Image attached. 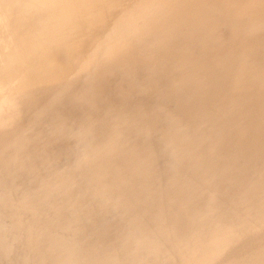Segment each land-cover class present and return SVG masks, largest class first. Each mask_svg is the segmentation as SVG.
<instances>
[{
	"label": "rangeland",
	"instance_id": "obj_1",
	"mask_svg": "<svg viewBox=\"0 0 264 264\" xmlns=\"http://www.w3.org/2000/svg\"><path fill=\"white\" fill-rule=\"evenodd\" d=\"M169 1L171 4L168 0H112L109 7H112L113 13L111 14L109 10L106 13L104 11L102 15L100 11L93 12L80 39L83 43L97 44L96 48H98V51L93 52L96 60L98 58L95 65L87 67L80 61L81 66H79L81 79L90 74L87 77H90L89 82L92 87L102 90L101 100L95 102L90 108L96 112L100 109L101 112L106 111L104 115L110 114L114 109V112L122 113L118 121L110 120L111 123L110 121L107 123V120L103 123L105 127L116 128L113 133L109 131L110 134L106 136L111 138L110 141L120 136L119 129L126 136L125 141L110 155L103 154L100 150L101 146L98 145H92L86 153H83L85 161H88L92 169L89 170L90 179L87 184L89 193L84 200L76 204H87L90 210L88 220L90 224L102 217L106 218L108 214L110 217L114 216V219L107 225H103L100 231L82 234V229L79 228L82 220L78 217L82 209L67 206L65 203L58 205L57 199L54 200L58 190L47 189L44 184L37 187L46 179L56 183L57 177L51 178L53 175H66L79 169L81 151L77 146L71 151L72 155L68 159L61 157L59 161L61 165L58 163L50 170L45 169L44 164L38 160L39 151L35 144L23 151L17 148L12 149L8 157V174L4 182L0 180V214L5 217V221L0 224H9L12 227L10 229L8 227L9 231L4 230L8 235L0 240V264H22L26 258L34 260L36 254L31 248L36 246L46 253L45 264L114 262L106 261L100 254V249L115 251L109 254L113 260L116 253L119 256L124 255L125 259L118 261L126 262H118L120 264H140L142 259L138 260L135 256L128 257L133 253L136 255L138 252H143L144 249H151L154 252L155 248H150L149 245L153 237L159 239L158 228H163L162 216L179 209L181 205H178L180 201H173L171 193L167 190L165 181L170 173L164 172L166 167L164 169L162 167L167 166L165 163L167 160L163 161L162 156L158 159L157 154L156 159L149 163H143L141 160L139 143L142 141L137 138L142 132V127L147 128L146 125L150 123L151 127L155 128L154 132L150 133V137L173 139L171 145L173 144L174 150L184 162L183 176L186 179L184 182L187 181L182 185L184 193L191 192L194 198L197 194L199 199L195 200L202 201L204 205L207 203L214 206L217 197L223 196L226 192L227 180L233 179L237 195L254 198V202L250 201L235 220L227 223L235 230L227 236L229 239L243 237L239 236L241 233L238 232L242 228L246 229L245 233L264 235V178H262L264 174V86L261 87L262 84L264 85L262 76L264 75V40L260 35L261 27L264 34V0H194V3L191 2L193 0ZM189 1L190 5L187 3ZM223 1L227 4L226 9L218 8ZM172 3L176 5L173 8H171ZM182 6L186 9L201 8L205 15V18L203 16L197 20L201 23V26L199 25L201 30L197 29L198 24L190 25L192 22L189 21L195 16L190 15L188 11L185 12ZM123 19H130L126 23L127 26L121 23L123 27L121 26L120 29L113 27L114 22H121ZM213 20L215 25L217 24L216 27ZM205 21L209 23V26H205L208 23L204 25ZM210 28L214 30L212 29L209 34L204 33ZM122 29L124 32L121 31ZM111 31L114 33L112 34ZM257 32L261 38L258 36L255 39ZM202 34L205 37L203 41L200 40ZM210 34L213 35L210 37ZM251 35L254 37L252 38ZM194 39L195 41H191ZM179 47H183L186 54L178 56ZM258 48H260L259 51L256 50ZM48 49L52 50L53 46L49 45ZM129 49L131 53L127 51ZM245 49V53L241 52ZM79 50L84 52L86 48L83 46L74 50L70 48L65 53L72 55ZM231 52L232 55H230ZM233 52L243 53L244 57L240 56L241 60L240 57L238 60L235 58L238 54L236 56ZM228 57L235 58L236 63L224 69L222 65ZM197 59L202 62L197 77L203 83V94L193 92V82L183 84L184 88L174 83L180 80L183 71L193 67ZM261 60H263V66L256 71L254 66ZM66 73L69 74L64 75L67 76L65 77L67 80L63 79V85L59 86L52 95L59 101L54 111L58 115L72 116L71 118L74 117V120L78 121L80 120L78 116L84 112V106L81 110L78 109L79 111H62L60 106V103H63L62 98L66 100L62 96L64 89L69 91L72 88L66 93L76 92L75 89L80 80L75 74L73 77L70 72ZM220 73L223 75L218 78ZM216 79H218L217 82H214ZM101 86L104 87L101 88ZM163 91L165 92L163 97L165 95L166 97L159 100L158 94ZM188 99V102H194L191 103L192 106L188 104L192 112L191 119L183 125H178L175 120L177 114L180 116L182 112L180 110L176 112L174 108L178 106L179 101L184 103L187 102L184 100ZM195 115L199 116L198 121L194 119ZM27 117L22 120H26ZM132 121L134 122L131 123ZM184 125H187V129L181 132L180 129ZM213 142L217 143L218 149L213 152L209 160L207 154L201 155V151H205ZM197 155H200L202 162L193 158ZM71 163H75V166L68 170L67 166ZM102 174H105L108 181L104 187L101 179L93 177ZM158 178L161 181L163 178L164 184L163 181L158 182ZM232 202H224L221 208L230 207L228 203ZM41 206L42 208H39ZM44 206L51 210L49 212L51 214L47 211L41 215H32L36 210L45 209ZM186 206L187 203L183 207L190 210ZM54 211L56 213H53ZM194 211L196 214L199 213L196 208ZM204 217H206L205 213L198 221L188 224L184 228L185 231L183 230L186 234L192 228L195 230L200 228V231L195 232L194 237L200 235L204 242L201 248L215 241L217 235L205 234L204 229H207V223L203 220ZM251 221L255 222L256 226L249 224ZM125 224H130L131 230L121 239V244L117 245L116 241L114 242L117 239L115 237L117 228ZM213 224L217 227L224 226L221 220H216ZM42 231L63 233V236L60 239H54L50 234H42ZM11 233L14 235L13 238ZM104 233L106 235L102 243L103 248H99L97 239ZM14 238H18L17 241H13ZM255 244L257 243L251 242L250 246ZM5 251L13 252V261H7L4 258ZM160 251L156 249V252ZM213 252L211 249V253ZM245 252L239 253L244 254L242 259L248 258L249 252ZM162 253L158 255L160 264L166 261L165 258L163 262H160L162 256L166 254ZM98 257L99 261H96ZM256 264H258L257 261Z\"/></svg>",
	"mask_w": 264,
	"mask_h": 264
},
{
	"label": "bare ground",
	"instance_id": "obj_2",
	"mask_svg": "<svg viewBox=\"0 0 264 264\" xmlns=\"http://www.w3.org/2000/svg\"><path fill=\"white\" fill-rule=\"evenodd\" d=\"M110 1L112 0H0V180L4 182L5 176H7L8 174V157L9 152H11L12 149L17 148L18 150L23 151L29 147H32V144H35L36 149L39 151L38 160L44 164L45 169L50 170L59 163L61 157L68 159L72 155L70 154L71 151H73L74 147L77 146L81 151L79 169L66 175H53V177L51 178L57 177L56 183L50 181L49 179H46L41 184L37 185V187H40L42 186V184H44L45 186H47V189L58 190V193L54 198V200L57 199V202L59 203L58 205L65 203L67 206H76L82 209L78 216L82 220L81 223H79V228L82 229V234H86L90 231L92 233L100 231L102 230L101 227L103 225H107L110 221L114 219V216L110 217V214H108L106 218L102 217L98 219L97 222L90 224L88 223V220L90 219V210L88 209L87 204H76L80 200H84L89 193V188L87 187V184L90 179L89 170L92 169L91 167H89L88 161H85V156H83V153H86L92 145H98L101 146L100 150L103 154L110 155L117 146L119 147L125 141L124 138L126 136L123 131L119 129L120 136L117 139L110 141L111 138L106 137L110 134L109 131L113 133L116 128L114 126L105 127L106 125L103 122L107 120V123H109L110 120L112 122L118 121L119 118L122 116V113L118 114L117 112H114V109L112 112L109 111L110 114L106 113L107 115H104L106 111L101 112V109L99 111L97 110L98 112H96L95 110H91L92 108H90V106H92L95 102L97 103L99 100H101L102 90L99 88L92 87V84L89 82L90 77H87V75L90 74H85L87 78L85 77L86 79L83 78V80L81 79L82 75L80 76L79 74V66H81L80 61L83 62V65H86L87 67H89L90 65H95L96 61H98V58L96 60V56L93 55V52L98 51V48H96L97 44L93 45L92 43H83L80 40L83 36V29L86 27L87 23L90 22L89 16L93 12L100 11V15H102L104 11L106 13L109 10L111 14L113 13V11L111 10L112 7H109ZM168 2L169 4H171V1L168 0ZM191 2L194 3V0ZM183 3L186 2L183 1ZM187 3L189 4L190 1ZM174 6L176 5L172 3L171 8H173ZM226 7L227 4H225V1H223V3H220L218 6V8L220 9H226ZM218 8L216 9L220 10ZM183 10L185 12L188 11L190 15L195 16L192 18V20L189 21L192 22L190 25L198 24L197 29L201 30L199 28L201 26V23L197 21L199 20V17L204 16L203 18H205L204 12H202L201 8H183ZM226 11L227 10H225V12ZM136 14L138 15V13ZM209 18L212 17L210 16ZM117 19L119 18L117 17ZM241 19L242 18H240V20ZM214 20L213 23L216 27L217 24L215 25ZM243 20H245V18ZM129 21L130 19H123V21L121 22H114L113 27H116V29H120L122 26L121 23L126 25V23ZM206 21L208 20L206 19ZM206 21L204 22V25L205 23H208ZM247 21L249 23L248 19ZM213 23L210 24L212 25ZM248 23L246 22L245 24L247 25ZM205 26H209V23ZM212 29L214 30V28H210L204 33L209 34ZM121 31L124 32L123 29ZM261 31L262 33L260 35L264 40L262 27ZM112 32L113 31H111V33ZM197 32L198 34H201L200 31ZM211 33H213V31ZM257 33L258 35H256L255 39L259 36V32ZM121 34L123 33L121 32ZM211 35L213 34H210V37ZM201 36L200 40L202 39L203 41V38H205L204 34H202ZM254 36H252V38ZM240 37L242 36L240 35ZM188 40L190 41V39ZM240 40H244V38H240ZM191 41H195V39ZM49 45L53 46L52 50L48 49ZM82 46L86 48L84 52L79 50L78 52L72 55H67L65 53L67 49H80ZM183 49V47L178 48V56L186 54L184 53L185 49ZM256 50L259 51L260 48ZM127 51L130 52L131 50L129 49ZM244 51L246 52V49L241 52L245 53ZM243 53H234L236 56L238 54V57L235 58L238 59L240 56H242ZM230 55H232V52ZM99 57L101 56L99 55ZM233 57H228V60L223 63L222 66L224 69L229 68L232 63H236V60ZM242 57H244V55ZM179 59L183 58L179 57ZM197 60L195 64L192 65L193 67L190 66L191 68L186 69L187 71L182 70L183 73L181 75L180 80L174 83H178V85H180L179 87L182 88L183 84L193 82V92L195 94H203V83H201L199 78L197 77L199 69L202 66V62L200 61V59L198 61ZM242 61H244V59ZM262 61L263 60L258 61L257 64L253 63L255 64L254 69L256 71H258L259 68L264 65H262ZM66 72H70L73 77L76 76V78L80 80H78L79 84L77 85V89H75L76 92L73 91L70 93H66V91L68 90L64 89V94L62 93V96L66 98V100L62 98L63 103H60V106L62 108V111H79L78 109L81 110V107L84 106V112L80 113V116H78L80 117V120L78 121H75L74 117L71 118L72 116L69 117L67 115H58L54 111V107L56 108L58 106L59 101H57V99L55 98L56 96L53 97L52 95L55 94V90H57L59 86L61 87L63 85V79L64 81L67 80L65 79V77H67L69 74ZM222 75L223 74L220 73L218 78H220ZM243 75H245L244 72ZM262 76L264 77V75ZM217 80L218 79H216V81L214 82H217ZM263 86L264 85L262 84L261 87ZM103 87L101 86V88ZM71 89L72 88H70V90ZM173 89L175 91L174 87ZM163 93L165 92L163 91L158 94L159 100L165 99L164 97H166V95L164 94L165 96L163 97ZM58 94L59 93H57V95ZM180 98L181 96L179 95V99ZM193 100L194 99H192V101ZM184 101L187 102L181 103L179 101L177 103L178 106L174 108L176 112H178L179 110L182 112L180 116L177 114V118L175 120V123L178 125H183L187 123L192 116V112L189 107L192 106L191 103L194 102H188L189 99ZM188 104H190V106H188ZM42 105L43 108H41ZM111 109H113V107ZM182 116H184V119H182ZM24 117L27 118L23 121L22 118ZM194 119L198 121L200 118L199 116L195 115ZM133 122L134 121H132L131 123ZM151 125L152 124L150 123L149 125H146L147 128L142 127V132L137 138V140L142 141L141 143H139L141 147V160L143 163H149L156 159V154L157 158L159 156H162L164 157L163 161L165 159L167 160L165 162L167 163V166H162L163 169L164 167H166L164 172L167 171V173H170L169 178L167 179V176V181H165L166 185L168 186L167 190L171 193L173 201H180L178 205H181L182 207L179 206V209L173 211L168 215L162 216L161 226H163V228H158V231L160 233H158L159 239H157V237H153V240L149 245L150 248H155L154 252H152L151 249H144L143 252H138L136 253V255L133 253L128 258L135 256V258L137 257L138 260L142 259L140 264H160L158 263V257L160 256V253L163 254L162 252H164L166 254L163 255L162 258L160 257L162 259V261L160 262H163V259L166 258V261L163 262V264H256V261L258 262V264H264V235L259 236L254 235L252 233H245L246 229L242 228L239 229L238 232L241 233L239 236L243 237L236 239H233V237L229 239V237H227L231 233V231H235L233 229L234 227L228 225L227 223L235 220L237 215L242 212L243 208L250 201L254 202V198L237 195L235 189V182L233 181V179L227 180V190L223 196L217 197L214 206H210L207 203L204 205L202 201L195 200L199 199L197 194L194 198L190 191V193H184L182 191V185L184 183H187V181L184 182L186 179L183 176L184 169L182 168H184V162L181 159L180 155L174 150L173 144L171 145L173 139L171 137L168 139H161V137L159 139H156L150 137V133H153L155 130V128H152ZM186 129L187 125H184L181 127L180 131L185 132ZM155 146H157L155 149L150 150L152 147ZM217 149V143H210L209 147L205 151H201V155L204 156L207 154L208 159L211 160L213 152ZM193 158L196 159L198 162H202L200 155H197ZM158 159H160V157ZM59 165H61V163H59ZM74 166L75 163L69 164L67 166L69 167L68 170H71V167L73 168ZM162 167L160 168L162 169ZM93 177L101 179L103 187L108 184L107 177L105 176V174ZM262 178H264V174L262 175ZM157 180L159 182L160 179L158 178ZM37 181H39V179ZM162 181L160 180V182ZM162 183L164 184V181ZM203 192H205V190ZM236 195L237 197H235ZM226 201L233 202L228 203L230 207L222 209L221 206ZM185 203H187L186 208H190V210H186L183 207ZM39 208H42V206ZM44 208L45 209L34 211L32 215H41L44 212L48 211L49 213L51 211L45 206ZM194 208L199 210L198 214H196ZM53 213L56 212L54 211ZM204 213L206 214V217H204L203 220L207 223V229H204L205 234L208 233L212 236L216 234L217 235L215 236L216 242L213 241L212 243L206 244L204 247L201 248L204 242L202 241L200 235L194 237V235H196V233L200 231V228L198 230L192 228L191 230H189V233L186 234H184V228L187 227L188 224H194V222L198 221L201 218V215ZM215 217H217L216 220H221L224 226H214L213 223L216 221ZM4 218L5 217L0 214V222H4ZM249 224L256 226L255 222L252 221L249 222ZM8 227L9 229L12 228L9 224H0V240L3 238V236L8 235L7 231H4L8 230ZM131 227L132 226L130 224H125V226L121 225L117 228V235L115 236L117 239L114 240V242L116 241L117 245L121 244V239H123L125 235L128 234V231L131 230ZM42 234H50L54 239H60L63 236V233H54L53 231H42ZM105 235L106 234L104 233L97 239V245L99 246V248H103L102 243L105 238ZM11 236L12 238L14 237L12 233ZM18 238H14L13 241H17ZM251 242H256L257 244L251 247ZM189 244L190 247L188 248ZM156 249H160L161 251L156 252ZM211 249L214 251L213 253H211ZM31 250L35 251L36 254L34 260L26 258L22 264H45L47 262L45 256L46 253L44 251L39 250L37 246L36 248H31ZM242 251H246L245 253L249 252V255L247 256L248 258L242 259V257L244 258V256H242L244 254H239ZM113 252L115 251L100 249V254L105 257L106 261H114L111 263H101L120 264L126 262L118 261L119 259L124 260L125 258L123 257L124 255L119 256V254L117 253L115 259L113 260V258L109 256V254ZM12 254V251H5L3 253V256L7 261H13ZM166 255L168 257H164ZM96 261H99V257L96 259Z\"/></svg>",
	"mask_w": 264,
	"mask_h": 264
}]
</instances>
